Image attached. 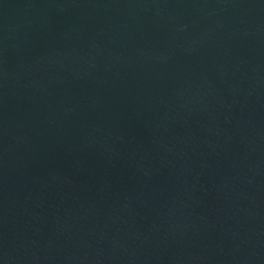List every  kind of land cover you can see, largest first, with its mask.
I'll return each mask as SVG.
<instances>
[{"label":"water","instance_id":"obj_1","mask_svg":"<svg viewBox=\"0 0 264 264\" xmlns=\"http://www.w3.org/2000/svg\"><path fill=\"white\" fill-rule=\"evenodd\" d=\"M0 264H264V0H0Z\"/></svg>","mask_w":264,"mask_h":264}]
</instances>
